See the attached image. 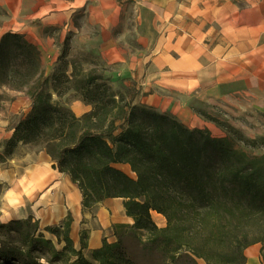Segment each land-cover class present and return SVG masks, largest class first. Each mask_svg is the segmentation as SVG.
<instances>
[{"label":"trees","instance_id":"1","mask_svg":"<svg viewBox=\"0 0 264 264\" xmlns=\"http://www.w3.org/2000/svg\"><path fill=\"white\" fill-rule=\"evenodd\" d=\"M62 73L65 82L79 75L74 69ZM56 83V74L45 75L39 50L22 35L0 38V85L26 88L32 104L0 145V163L19 144H41L80 190L83 208L120 198L133 223L115 226L117 241L104 240L86 255L84 241L74 247L68 220L43 232L31 217L12 220L0 224L2 264H135L122 239L140 233L144 248L184 249L191 264H245V249L260 244L264 264V153L135 104L92 71L73 84L90 106L77 116L53 102ZM116 164L128 165L135 177ZM152 212L165 218L164 227L155 224Z\"/></svg>","mask_w":264,"mask_h":264},{"label":"rangeland","instance_id":"2","mask_svg":"<svg viewBox=\"0 0 264 264\" xmlns=\"http://www.w3.org/2000/svg\"><path fill=\"white\" fill-rule=\"evenodd\" d=\"M7 32L39 50L45 75L58 78L52 100L62 107L73 111L80 100L73 84L90 71L131 100L178 96L171 80L190 79L180 95L191 97L186 106L193 117L209 123L201 129L264 153V0H0V38ZM136 60L141 63L130 76ZM73 69L79 75L65 82L62 72ZM31 105L26 88L0 85V145ZM41 149L19 144L0 163V224L37 221L29 203L18 204L11 182L13 171L22 172L27 156ZM126 174L135 176L130 168ZM152 218L166 225L162 215ZM145 241L144 233L122 239L135 264H191L188 251L165 253L156 245L144 248Z\"/></svg>","mask_w":264,"mask_h":264},{"label":"crops","instance_id":"3","mask_svg":"<svg viewBox=\"0 0 264 264\" xmlns=\"http://www.w3.org/2000/svg\"><path fill=\"white\" fill-rule=\"evenodd\" d=\"M140 61L136 60L130 64V76H134L132 72L137 73ZM171 83L177 85L169 88L179 92L178 96H158L149 93L138 100H133V103L151 106L160 113L172 116L189 129L208 128L209 123L193 117L191 110L186 106L187 100L191 97L180 95L189 91L191 80L175 78ZM89 110V105L75 100V108L72 111L75 115H82ZM25 162L26 167L22 172L13 171L14 180L11 182L13 196L18 204L31 205L34 218L44 228L60 226L63 221L68 220L69 237L76 249L81 247V241L86 244L84 249L86 253L100 248L104 240L108 243L116 242L115 226L133 223L132 218L126 215L123 200L120 198H108L89 208H83L82 195L78 187L72 183L68 175L60 173L55 168V162L44 150L41 149L34 157L27 156ZM115 167L124 173L130 168L126 164H116ZM260 247V244H253L245 249V264H262Z\"/></svg>","mask_w":264,"mask_h":264}]
</instances>
